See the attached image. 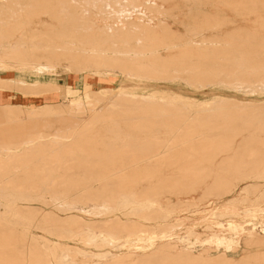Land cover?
I'll return each mask as SVG.
<instances>
[{"label": "rangeland", "instance_id": "rangeland-1", "mask_svg": "<svg viewBox=\"0 0 264 264\" xmlns=\"http://www.w3.org/2000/svg\"><path fill=\"white\" fill-rule=\"evenodd\" d=\"M245 30L247 31L246 33ZM242 31L246 35H243V33L241 34ZM249 32L251 34H259L260 36L264 35V0H0V65L6 66V69L4 67L5 70L0 68L2 69L0 70V89H7L19 93L15 97L7 96L5 98H0V112L4 111L11 114L8 115L9 117L4 114L0 117V131H10L11 129L12 131H16V129L26 131L20 136H12L9 138H4L1 134L6 133L0 132V149H2L0 154H4L5 156V153H7V157L10 156V158H12L16 153L15 156L17 155L18 158L16 156V161L12 162H16L15 164H20L18 163L21 157L18 155L20 151V153H22L20 154L22 155V159L30 155L26 159L28 161H36L35 167L31 161L24 164L29 165V167L32 165L34 170L33 168H31V170L35 173L37 171L35 170L37 163L41 164L45 160L46 162L44 163H50L47 166L42 163L41 165H45V167L43 166L44 168H42L40 165V168H38L42 170H39L42 173L45 171L44 175L36 173L32 176L33 173L30 168L23 164L27 169L29 168L27 171V169L21 165L26 159H21V166L18 165L19 168L17 167V169H21V173L18 170H11V173L9 172L10 169H6L12 176L7 172H5L7 176H5L6 174L4 173V178L2 177L3 175L0 176L9 181L8 177H13L18 173L17 179L14 180L15 183L13 184V182H11L13 187L7 180H3L5 184H2L4 188H6L5 190L8 196H10L11 193H9L10 195L8 194V185H6V183L9 184L10 187H8V189H10V191L17 187L16 192L18 191V195L15 191H12L13 197L11 196L10 199L14 198L16 201L26 199L27 202V198L24 197H28L29 200V204L24 201L15 205L16 201H14V199V203H7L12 208L14 207V210L16 207V214L18 212L16 216L9 214L8 216L7 213L9 212L7 209L1 206L4 205V207H8L6 204L2 205V202L5 203L9 197H6L5 190H3L4 192L2 191L4 188H1L3 186L0 184V225L3 219L9 217L7 220L10 221L11 217V220L14 221L16 225L9 227V232L13 235L12 239L15 240L18 239V236L16 238L14 234L21 230L19 228L25 224L24 222L27 218V216L26 218L23 216L22 219L23 214L19 216L21 213L20 211L22 209V211H24V208H26L25 211H32L33 213L38 211V214L39 208L37 207H40V210H50L64 217L67 212L63 210L65 213H62V211H60L61 209L58 210L59 208H65L59 204H61V202L66 203L68 200L70 202L67 203H74L76 207L78 205L79 208L84 207L86 210H93V204L98 205L99 208L102 209L104 207L103 201L98 202L101 199L79 200V194L84 193V191L81 190L84 189L83 187L88 183L87 181L90 183L88 186H91V181L94 182L100 179L94 182V184L92 183L91 190L88 189L91 188L90 186L85 187L86 190H84L86 193L88 192L87 190H89V192L93 190L92 192L94 194L95 190L93 188L95 187L96 189V186H98L97 188L100 187V189H102L100 186L102 183H104V186L102 184L104 189L106 188L107 190L99 189V191H101L99 192L100 195L102 193L104 195H106V193L108 194V189L110 190V194L112 189H115L114 191L117 193L119 192L118 189H121L120 192H122L125 188H130L131 186L134 188L130 190L134 193H125L130 195H123L124 197L121 196L117 199L120 203L122 200H127V203L125 202L126 204L123 203L124 201L122 204L126 208L130 204L128 206V208H130L126 209L120 206L119 208H121V211L117 210V213L113 212V214L106 215L107 217H98L96 215H89L87 213L78 212V210H73L74 214H79L92 222H97L95 228L100 230H103L104 227L103 223L100 224V220L111 218L110 222L107 223L108 227L113 226L112 231L114 233L112 231L111 233L113 235L117 234L123 243L129 245V248L105 247L106 249L100 250L99 255L102 254L103 256L99 257V260L103 264H264V103H262L264 100V90L261 91L260 88H257V91L251 92L249 90V92H247L249 86L244 85L245 88L242 89L241 85V87H239L238 84H235L237 77L239 76L240 79L242 77H240L238 73H240L241 70L242 73H244L243 70H245V68H242L240 71H238V69L233 70L235 66L232 65L236 63L238 59L235 55L241 52L239 48L243 50V38L245 40L246 38L247 40H251V38L248 37V34H250ZM202 37L208 38L206 39L207 42H205ZM218 37H221L220 40H223L222 42L224 43V47H222L223 43H218V51L220 49L224 50L223 48H225L226 42L225 49L229 48L230 51L231 48L235 50L236 43L239 45L237 47L239 49L237 53L234 50L232 51L236 53L234 56V53L232 54V56L235 57L233 60L234 62L230 61L232 62L230 65L234 66L232 69H230L228 65L230 62L224 63L226 62L225 58L223 59L224 62L218 60V58L221 59L226 56V50H224V52H226L225 54L223 53V55L221 52L219 53V55L222 56L211 53L213 49L217 51L216 48H213L214 45H217V43L213 45V40L221 42ZM231 37H234L235 40ZM235 37L243 38L241 39L242 41L239 40L238 42ZM228 43H230L231 46H227ZM205 49H208V54L204 51ZM214 54L218 56L216 57ZM250 55L252 59L248 61L251 65H256L259 59L257 57H261L264 54L258 55V53H252ZM255 55L257 56L255 57ZM184 56L189 59L192 58L191 61H193V63H197V61L200 62L202 59V63L205 62L204 59L210 61L213 58V61L206 62V64L204 63L206 66L202 65L201 62L198 65L196 64L198 69L196 67L191 68V64L190 66L186 65L190 60L188 58H186L187 60L184 59ZM209 56H211V58ZM227 56H229V54H227ZM240 56H242V54ZM215 57L217 59H215ZM182 58L184 62H181ZM197 58L199 60H197ZM167 59L168 61H166ZM177 59L180 62L177 61ZM228 59L231 60V57H228ZM242 59L243 57L238 59V61ZM215 60L216 63L217 61L218 63L221 61L219 64L222 63L221 65H223V67L226 65L225 68H229L231 73H233L232 70L238 72L236 73L237 75L234 73L236 79L231 77L233 75L228 73V70L227 73H225L223 69L222 71V67L217 65V63L215 66L221 68L220 70L214 71L216 72L215 74H217V72L219 74L222 71L227 78H224L223 74L220 73L223 76L222 78L219 74L218 78L220 77V82L215 78L214 80L217 79V82H214V84H212L213 82L204 84L195 83L194 76H198L201 67L206 69L208 66H214L212 63H215ZM126 61L133 64L129 63L128 65L131 64L130 66L139 67V65H144L143 67H148L146 69L147 71L139 67L140 69L136 71L137 73L154 72V70L157 69L158 71H156L159 74L164 69V71H166H162L160 73L161 75L164 76V73L167 72L166 74H168L169 71L171 75L174 74L175 76L173 75V77L166 78L161 76V79L152 78V73L149 72L151 76L148 73L149 76L146 75L145 78L139 79L134 76L133 73L123 71L124 68H127ZM185 61H187L186 64ZM121 62L126 64H119ZM135 63H139V65ZM244 64L243 62V65ZM120 65L123 66L122 70L120 69ZM243 65L241 64V66ZM130 66H128V68ZM32 67L39 70L33 69ZM257 71L261 72V70ZM262 72L260 73L261 77H263L264 74V72ZM157 73H154V75H158ZM192 73L195 75L191 76ZM257 73L253 71L252 74H249L250 76L247 77H251L249 81L252 79V81H250L252 85L255 83H264V80H260L261 78H259ZM189 75L193 81L190 79ZM185 76H188L189 79L187 80L191 81L188 83L184 82ZM252 76L257 78H255V83ZM227 79L228 81L231 79L234 80L232 82H234L235 86L231 85L233 84L231 81L228 85L226 82ZM242 80H244V77ZM256 80H260L259 83ZM241 81L238 80V82ZM192 82L194 84H192ZM122 95L128 98L122 101L120 97ZM172 95H177V97H181L182 100L171 102L169 96ZM219 96L230 97L237 102H229L221 105L220 103L211 104L207 101V99L211 97L218 98ZM106 101L110 103L107 104V107L111 105L110 107L113 109L111 111H115L112 112L113 114L110 113V110H107L109 112L105 110L97 113V116L102 115L100 117L96 115L91 117L88 116L96 106L99 107L98 105H100L101 102ZM249 101L256 102L257 104H246ZM134 104L155 106L156 108L153 109V107L151 110H146L145 108L135 110L132 106ZM214 106H227L223 107L225 108V114L221 113L223 108H221L222 110L219 108V110H213L212 108ZM253 106H258L260 108H251ZM29 110L31 114H29ZM196 111L197 113H202L203 116L195 114L197 117H200L198 119L191 118L193 119L191 124L188 122L190 127L193 128L191 130L197 133L194 137L191 135L178 137L176 139H161L155 137L156 135L152 136V134H149V136L146 134L143 135L144 131L143 133L141 131H151L152 129L154 130V128L157 130L159 126L160 128L169 127L172 122L183 121L185 118L187 119L188 113L194 116L193 113ZM178 113L181 116L178 115ZM206 113H210L209 116L212 115L213 117H208L205 115ZM245 113L249 114L244 115ZM34 114H36V116ZM68 114L70 115L68 116ZM110 114L111 116L109 117ZM182 114L184 118H182ZM104 115L108 117L105 118ZM59 116H61L60 119ZM6 117L8 119H6ZM61 118L63 120L64 118L68 120L62 121ZM89 118H93L94 120L91 119L93 121L90 120L89 122ZM207 118L210 122L207 121ZM214 118L216 121H211ZM53 119L56 122H54ZM72 119H77L74 120V122L76 121L75 123L78 124H75ZM95 119L99 121H95ZM43 120H45V122ZM70 120L74 124L73 126L70 124ZM52 121L54 125H52ZM39 122L42 123L43 127ZM86 122L87 124H85ZM211 122H214V125ZM37 123H39V125ZM87 125L88 127H86ZM10 126L11 128L9 129ZM71 126H75L74 129L71 128ZM147 126L149 127L147 128ZM80 127L87 131L85 132L84 130L82 133L81 130H79ZM110 127L115 131L118 129L119 138L116 137L114 133H106L107 130H111ZM67 128L72 130L70 131ZM67 130L69 135L67 134ZM184 132H186V130H184ZM120 134L125 136H121ZM139 135H146L147 137L141 138ZM128 136H131V139ZM101 137H103V140L106 142L105 145V142H101L103 141ZM160 137L163 138V136ZM41 138L43 142L49 141L46 142V146H44L45 143L41 142ZM123 138L127 139V141ZM28 139H32V141L30 140L31 142L26 144L25 142ZM128 139L132 141L130 142ZM119 141H121L123 145L121 144V146H119L121 143ZM17 142L20 143L18 144L20 148L16 149L15 152L11 148L17 146L15 145ZM116 142L117 144L114 146ZM126 142H130V144L128 143V146H126ZM38 143L40 145L43 144L44 147L42 145L40 146ZM10 144H14V146L8 151ZM28 144H30L29 146L33 150L37 148L40 151V147L43 148L41 150L42 152H33L31 149V154H28V151H24L26 148L28 150ZM141 144L143 147L147 148L142 150L143 147ZM152 144L155 145L154 148H152L154 146H151ZM21 145H23V147ZM64 145H68V147H64ZM131 146L133 147L131 148ZM4 147H7L6 150L8 152H6ZM104 147L108 148L110 151L104 150ZM21 148L24 150L22 151ZM49 148L51 150H49ZM123 148L124 152L122 151ZM133 148L137 150H131ZM80 149L83 150L81 151ZM128 149L130 150L129 152ZM147 149H150V151ZM157 149H161L163 152L165 150L167 151L164 152L162 157L160 155L159 159L157 158L159 155L155 156L157 160H155L156 158H152L155 160L154 163L146 165L147 161H144L146 156L148 159L151 154L158 152ZM69 150L70 152H68ZM86 150L88 152H86ZM145 150L150 153L147 151L145 152ZM161 150L159 151L160 153H162ZM11 151L14 152L12 153L13 156L8 154ZM35 152L37 154H34ZM42 154L45 157L41 158L40 156H42ZM47 156L50 157L46 158ZM62 157H64V159H62ZM1 158L6 159L3 155ZM128 158L130 161L132 159V161L129 162L126 160ZM49 159H51V161ZM56 159H62L61 163H63V165L60 166L61 168H58L60 170L54 171L56 173H53V166L56 163ZM72 159L75 160V162L72 161ZM38 161L42 162L39 163ZM137 161H139V163L141 162V164H136L134 166L133 163ZM51 162H54V164H51ZM128 162L133 164V169H136V171L129 167L130 165ZM167 162H170V164ZM50 165H52V167H50ZM72 165H74L73 168ZM144 165L148 167L146 169L147 171ZM151 165L154 166L152 167ZM125 166L127 167L125 173H114L116 170L118 172L119 169H125ZM136 166H139L140 168H138L140 171H144L146 174L141 173V175L138 168H135ZM64 167L66 168L64 169ZM124 169L122 170L124 171ZM130 170H133L135 173L139 172L136 175L132 174ZM66 172L69 175L66 174ZM46 173H49V176ZM37 174H39V176ZM98 174L100 178L95 176ZM131 175L136 177L134 178ZM88 176L90 180H88ZM54 177L55 179H53ZM56 177L58 180L61 179L62 181L58 182ZM182 177L187 181L184 182L188 185L187 187L182 182L185 181L184 179L179 181ZM2 178L0 179L2 180ZM14 178L16 177H13V179ZM24 178L29 182H26ZM50 178H52V180ZM70 178L83 179L82 181L80 180V183H70ZM85 178L86 184L83 183ZM44 179L46 181H44ZM63 179L65 181H63ZM103 179H106L105 181L107 183L102 182ZM107 179L115 182L112 183ZM117 179H120V182L122 180L123 182L125 181L124 183L121 182L122 186L118 184L120 183L118 181L116 184ZM148 179L150 181H148ZM39 180H41V182ZM52 181L55 182L53 183ZM135 181H139L137 182L138 184ZM36 182H40L41 184ZM56 182L58 183L56 184ZM67 182L69 183L67 184ZM108 182H111L113 188L110 184L109 188L106 187ZM173 183L175 185L171 186ZM177 183H179L178 186ZM165 185H170V188L174 191H177L175 189L180 190L182 188L180 187L181 185L184 187V191L181 189L180 192L177 191L178 194H174L171 193L169 188ZM189 185L192 186L190 187ZM69 188H73V190H68ZM147 188H152L154 191L157 188L159 190V195L162 196L161 201H144L147 198L145 195L148 190ZM96 190L98 191V189ZM1 192L3 193V197ZM115 192L114 194H116ZM136 193H139V196L138 194L135 196ZM20 194L23 195V198L19 196ZM95 194L99 195L97 192ZM141 195H143V197H141ZM4 196L7 199H3L5 198ZM165 196H171L172 199L164 200L163 197ZM17 197H21V199ZM142 198L144 200H142ZM10 199L9 202L12 200ZM74 204L73 206H75ZM10 206L8 210H10ZM30 206H32V208ZM131 207L137 210L133 211L134 209ZM2 209L4 210L3 212ZM5 210L7 212H5ZM128 211L130 212L128 213ZM115 216H119L117 217L118 221L113 220L116 218ZM16 217L20 220H24V222L15 219ZM38 218L42 219L44 217L41 216V214L36 215V217L33 216L32 221L34 220V222L30 224L36 225V222H39ZM122 221L126 223L123 224ZM248 223L254 224L253 227L255 228L252 229L251 226L248 227L249 231H251L250 234L247 233V231H241L237 238V242H224L225 244L207 242L210 237H216L219 234H225L226 240L224 241H227L228 233L233 226L242 228L243 226H247ZM3 224L4 226H2ZM17 224L20 226L18 227ZM2 225L0 226L1 233L3 231L2 227H7L4 222ZM35 225L31 228L34 232L46 235L51 239H56L54 235L48 234L40 228L38 229ZM71 227L74 228L75 226ZM5 231L8 230L5 229ZM176 233L184 235L185 238L198 239L200 241L197 245L198 247L192 248L183 244L181 245L175 235ZM64 238L65 237L60 238V241L71 246H79V249L82 248L80 250L84 253H91L96 250L93 246L87 247V245H84L77 237ZM116 240L118 241L117 238L113 240L114 243ZM17 241H19V239ZM17 243L20 245V242ZM110 249L115 254L116 252H125L122 253L120 257L114 259L109 257L107 253H104V251ZM65 251V249L64 251L62 250L63 254H66L65 258L63 257L66 261L68 257ZM102 257H104V260ZM83 258L86 259L87 257L84 256ZM81 259V256H77V261L81 262ZM109 260H114L115 262H110ZM66 263L72 264L68 261Z\"/></svg>", "mask_w": 264, "mask_h": 264}, {"label": "bare ground", "instance_id": "bare-ground-1", "mask_svg": "<svg viewBox=\"0 0 264 264\" xmlns=\"http://www.w3.org/2000/svg\"><path fill=\"white\" fill-rule=\"evenodd\" d=\"M254 4V3H253ZM259 4V3H258ZM213 28H215L214 26H212ZM217 27V26H216ZM201 30V29H200ZM247 31L245 30V33H246ZM243 33V35H246V34H244V32L242 31L241 32V34ZM250 33V32H249ZM257 35V36H256ZM227 37H228V34H227ZM240 37V36H239ZM248 37L249 38H251V40L249 39V40H247V38H246V40L243 38V37H241V38H237V37H235L236 38V40H238V42H239V40L240 41H242L241 39L243 38V45H244V47H243V50H241L242 48H237L239 45H237V43H236V45H235V50L233 49V48H231V51H230V49L229 48H227V49H225L226 48V44H227V42L225 43V48H223L224 50H226L227 51V53H226V56H227V54H229V56H225V57H223V58H221V59H219L218 58V60H221V61H223V59L225 58V61L226 62H224V63H229L230 61H232V62H234L233 60H234V58L236 57H238V59H240L241 57H243V59L242 60H240V61H238V59H237V61H236V63H234V64H232V65H234V66H231L230 64L232 63V62H230L228 65H229V68L230 69H232V67H234L233 68V70L234 69H238V71H240L242 68H245V70H243V72L244 73H242V70L240 71V73H238V72H234L233 70H232V72L233 73H231L230 71L231 70H229V68H225L226 67V65L223 67V65H221V64H219L218 63V61H217V63H216V60H215V63H212L214 66H208L206 69H204V68H202L201 67V70H200V73L198 74V76L197 75H195L194 73H192V75L191 76H193V75H195L194 76V82L195 83H197V84H204V83H209V82H213L212 84H214V82H217V79L219 80L218 82H220V77L218 78V76H219V74L220 73H222V71L224 70L225 71V73H227L228 71V73H230V74H232L233 76H231V77H233V79H236V76H235V74L236 73H238V75H240V77H241V79L239 78V76L237 77V81L235 80V84H238V86L239 87H241L242 86V89L243 88H245V86H249V88H247V92H249V90L251 91V92H254L255 90L257 91L258 89L257 88H260V90L262 91V90H264V83H259V81L260 80H264V74H263V77H261L260 76V73L263 71L264 72V55L263 56H258L257 58H259L258 59V65L256 66V65H251V63L248 61V60H251L252 59V57H251V55L250 54H252V53H258V55H261V54H264V35L263 36H260L259 34H256V33H250V34H248ZM219 38V37H218ZM229 38H230V35H229ZM231 38H233L234 39V37H231ZM179 39V38H178ZM202 39L205 41V42H207V40L206 39H208V38H206V37H202ZM221 39V37L219 38V40ZM232 39V40H233ZM235 40V39H234ZM245 40V41H244ZM221 41V40H220ZM223 41V40H222ZM216 42L215 40H213V45L214 44H216L217 43V45H214L213 46V48H216L217 49V46L219 45L218 43H223V42ZM211 43V42H210ZM209 43V44H210ZM230 43H228V45L227 46H231V44L229 45ZM241 44H242V42H241ZM233 45V46H234ZM181 46V45H180ZM205 46H208V45H205ZM211 46V45H210ZM222 46V45H221ZM198 47H199V45H198ZM198 47H197V49H198ZM222 47H224V43H223V46ZM221 47V48H222ZM201 48V47H200ZM199 48V49H200ZM211 48V47H210ZM236 48H237V50H236ZM212 49V48H211ZM219 49V48H218ZM218 49H217V51L215 50V49H213V50H211V53H215V54H218L219 55V53L221 52L222 53V55H223V53L225 54V52H224V50H222V49H220L219 51H218ZM229 49V50H228ZM202 50H203V48H202ZM208 50V49H207ZM206 49L204 50L205 52H207V54L209 53V51H207ZM235 51L236 53H237V51L239 50V51H241L240 53L238 52L237 53V55H235L236 53L235 52H232V51ZM203 51V52H204ZM213 51V52H212ZM216 52H218V53H216ZM228 52H232V53H228ZM202 53V52H201ZM234 53V54H233ZM205 54V53H204ZM214 54V55H215ZM231 54V55H230ZM232 54H233V56L235 55V57H233L232 56ZM239 54V55H238ZM242 54V56H240ZM218 55H215L216 57L218 56ZM222 55H219V56H222ZM205 56V55H204ZM257 55H255V57H256ZM185 58L184 59H186V58H188V57H186V56H184ZM189 57H191V56H189ZM194 57V56H193ZM210 58H211V56H209ZM215 57V59H217ZM228 57L230 58L231 57V60L230 59H228ZM232 57H233V59H232ZM240 57V58H239ZM207 58V57H206ZM227 58V59H226ZM168 59H170V58H168ZM168 59L166 60V61H168ZM189 59V58H188ZM194 59H196V58H194ZM201 59V58H200ZM213 59V58H212ZM210 60L211 62L213 61V60ZM174 60V59H173ZM187 60V59H186ZM190 60V61H189ZM188 61L190 62H188V64H186V62L187 61H185V64L186 65H189L190 66V64H191V68L193 67H196L197 68V66H196V64L198 65V64H200V62L203 60H201L200 62L199 61H197V60H199L198 58H197V60H194V61H197V63H193V61H191L192 60V58H190ZM228 60V61H227ZM174 61H176V60H174ZM177 61H179L178 59H177ZM183 61V58H182V60H181V62ZM205 61V62H204ZM204 63L206 64V62H210V61H206L205 59H204ZM2 62H5V61H2ZM127 62V61H126ZM180 62V61H179ZM184 62V61H183ZM243 62L245 63L244 65H243ZM129 63H131V62H127V68L125 69H123V66H121L122 64L123 65H125L124 64V62H121V63H119V64H121L120 66L122 67H120V69L122 70L123 69V71H128V72H130V73H133L134 74V76H136L137 78H145V76L146 75H148L149 76V74L150 73H152V78L153 77H155V78H159V79H161L160 77L161 76H163V75H161L160 73L163 71V72H165L164 71V69L158 74L157 73V69H155L154 70V72L152 71V72H150V71H148V72H146V73H144L142 70H143V68H144V71H147L146 69L148 68V67H143V66H140L139 65V63H135L136 65L138 64L139 65V67H142V70H140V71H142L143 73H141V72H139V73H137L136 71H138V69H140L139 67H137V66H130V65H128ZM134 63V62H133ZM167 63V62H166ZM193 63V64H192ZM204 63H202L201 62V64L202 65H205ZM134 64V65H135ZM169 64V63H168ZM184 64V65H185ZM210 64V63H209ZM208 64V65H209ZM215 64H217V65H219V66H221V67H219V66H215ZM238 66H237V65ZM241 64L243 65V66H241ZM9 65V64H8ZM13 65V64H12ZM133 65V64H132ZM171 65V64H170ZM246 65H248V66H246ZM13 66H16V65H13ZM128 66H130L129 68H128ZM206 66V65H205ZM231 66V67H230ZM4 67H5V69H6V66L5 65H0V68H2V69H4ZM125 67V66H124ZM178 67V66H177ZM188 67V66H187ZM186 67V68H187ZM228 67V66H227ZM8 68V67H7ZM31 68V67H30ZM29 68V69H30ZM33 69H36V70H39V69H37V68H34V67H32ZM87 68V67H86ZM179 68V67H178ZM195 68V69H196ZM219 68V69H218ZM220 68H221V72L218 74V72H217V74H215L216 72H214V71H216V70H220ZM2 69H0V70H2ZM4 69V70H5ZM137 69V70H136ZM175 69V68H174ZM198 69V68H197ZM226 69V70H225ZM151 70V69H150ZM157 70V71H156ZM228 70V71H227ZM257 70H261V72L260 71H257ZM181 71H182V69H181ZM237 71V70H236ZM248 71V72H247ZM253 71H256V73L259 75V78H261L260 80H256L259 84H256L255 83V76H252V78L254 79L253 81H254V85H252V83L250 82V81H252V79L249 81V79L251 78H247V77H249L251 74H252V72ZM150 72V73H149ZM251 72V73H250ZM262 72V73H263ZM149 73V74H148ZM154 73H157L158 75H154ZM167 73V72H166ZM166 73H164L165 75L163 76V77H173V75H171V73H169V71H168V74H166ZM214 73V74H213ZM235 73V74H234ZM247 73V74H246ZM163 74V73H162ZM223 74V76H224V78L226 77L225 75H224V73H222ZM243 74H245V75H243ZM250 74V75H249ZM187 75H188V73H187ZM237 75V74H236ZM262 75V74H261ZM150 76H151V74H150ZM175 76V75H174ZM182 76V75H181ZM190 76V75H189ZM191 76H190V79H191ZM220 76L223 78V76L220 74ZM257 76V75H256ZM162 77V78H163ZM188 77V76H187ZM186 76H185V81L184 80H182V81H184V82H189V81H191V80H187V79H189V77L187 78ZM243 77H244V80H242L243 79ZM246 77V78H245ZM147 78V77H146ZM151 78V79H152ZM154 78V79H155ZM179 78V77H178ZM215 78H217L216 80H214ZM227 78V77H226ZM230 78V77H229ZM228 78V79H229ZM239 78V79H238ZM173 79H175V78H173ZM180 79H181V77H180ZM228 79L226 80V82H227V84L229 85L230 84V81L232 82V81H234V80H229L228 81ZM248 79V80H247ZM257 79V78H256ZM15 80H19V79H15ZM165 80V79H164ZM187 80V81H186ZM214 80V81H213ZM238 80H242L241 82H238ZM193 81V80H192ZM225 81V80H224ZM222 82V81H221ZM229 82V83H228ZM238 82V83H237ZM264 82V81H263ZM233 84H231V85H234V82H232ZM190 84V83H189ZM192 84H194L193 82H192ZM223 84V83H222ZM227 85V86H228ZM241 85V86H240ZM245 85V86H244ZM262 87H261V86ZM202 87H204L203 85H201ZM235 86V85H234ZM244 86V87H243ZM201 87V88H202ZM259 90V91H260ZM264 92V91H263ZM118 96V95H117ZM121 97V100L122 101H125L124 99H127L128 97L127 96H120ZM170 97V101L171 102H178V101H180V100H182L181 99V97L180 98H178L177 97V95H172V96H169ZM131 100H133V99H131ZM130 100V101H131ZM207 101H209L211 104H216V103H220L221 105L222 104H226V103H229V102H237L236 100H234V99H232V98H230V97H223V96H219L218 98H210V99H207ZM190 102H192V101H190ZM262 103H264V100L262 101ZM107 104H110L109 102H101V104L100 105H98L99 107H95V106H93V107H95V109L91 112V114L90 115H88L89 117H91V116H93V115H98L97 113H100L101 111H107V110H110V113H112V112H115V111H111V110H113L112 109V107H110V106H108L107 107ZM243 104H245V103H243ZM246 104H248V105H255V104H257L256 102H253V101H249L248 103H246ZM95 105V104H94ZM133 107H134V109L136 110V109H146V110H151L153 107V109H155L156 107L155 106H147V105H140V104H134V105H132ZM223 107H227V106H214L212 109L213 110H219V109H221V108H223ZM90 108V107H89ZM131 108V107H130ZM129 108V109H130ZM219 108V109H218ZM251 108H254V109H258V108H260V107H258V106H253V107H251ZM131 109H133V108H131ZM30 110H31V108H30ZM30 110H29V114H31L30 113ZM35 110V109H34ZM48 110V109H47ZM92 110V109H91ZM222 110V109H221ZM226 110H228V109H226ZM128 111V110H127ZM224 111V112H223ZM223 111L221 112V113H224L225 114V108H223ZM32 112V111H31ZM89 112V111H88ZM107 112H109V111H107ZM130 112V111H129ZM189 112V111H188ZM193 112V111H192ZM33 113V112H32ZM35 113V112H34ZM47 113V112H46ZM45 113V114H46ZM54 113V112H53ZM125 113V112H124ZM3 114L4 115H6V116H8L10 113L9 112H0V117L1 116H3ZM29 114H28V116H29ZM105 114V113H104ZM113 114V113H112ZM185 114H186V112H185ZM184 114V115H185ZM194 114V116L193 115H189V113L187 114V119L185 118V120L183 119V121H176V122H172V124L169 126V127H161L160 128V126H159V128L156 130V128H154V130L152 129L151 131L150 130H148V131H145V130H141L142 131V133H143V131H144V133H143V135L144 134H146V135H148L149 136V134L151 135L152 134V136L154 135H156L155 137H158V138H161V139H176V138H178V137H182V136H191V135H193V137H194V135L195 134H197V133H195V131H193V130H191V129H193L192 127H190V125L188 124V122H190V124H191V122L193 121V119H198L201 115H202V113L200 114V113H197V111L196 112H194L193 113ZM195 114H199L200 116H198L197 117V115H195ZM223 114V115H224ZM249 113H245L244 115H248ZM11 115V114H10ZM33 115V114H32ZM35 116H36V114H34ZM38 115H41V114H38ZM37 115V116H38ZM58 115V114H57ZM56 115V116H57ZM61 115V114H60ZM70 114H68V116H69ZM71 115H73V114H71ZM178 115H180L179 113H178ZM205 115H207L208 117H211V116H209L210 115V113H206ZM218 115H220V114H218ZM12 116H14V115H12ZM62 116V115H61ZM61 116H59V119H60V117ZM100 116H102V115H100ZM100 116H97V117H100ZM107 116V115H106ZM111 116V114L109 115V117ZM125 116H127V115H125ZM181 116V115H180ZM203 116V115H202ZM9 117V116H8ZM16 117V116H15ZM50 117V116H49ZM64 117V116H63ZM104 117H105V115H104ZM103 117V118H104ZM108 117V116H107ZM107 117H105V118H107ZM213 117V116H212ZM5 118V117H4ZM45 118V117H44ZM67 118V117H66ZM66 118H64V120H68V119H66ZM74 118H75V116H74ZM102 118V117H101ZM182 118H184L183 117V114H182ZM191 118H193V119H191ZM6 119H8L7 117H6ZM11 119V118H10ZM13 119V118H12ZM49 118L47 117V120H48ZM58 119V118H57ZM62 119V118H61ZM91 119H93V118H91ZM90 118L88 119V121L90 122V120H91ZM191 119V120H190ZM46 120V119H45ZM45 120H43L44 122H45ZM46 120V121H47ZM52 120V119H51ZM63 119H62V121H64ZM73 120V119H72ZM74 120H77V119H74ZM74 120H73V122H74ZM94 120V119H93ZM93 120H91V121H93ZM99 120H100V118H99ZM99 120H96L95 119V121H99ZM127 120V119H126ZM190 120V121H189ZM209 119L207 118V121H208ZM213 120H215V118L214 119H212L211 121H213ZM49 121V120H48ZM53 121H54V119H53ZM52 121V122H53ZM58 121V120H57ZM128 121V120H127ZM216 121V120H215ZM51 122V121H50ZM54 122H56V121H54ZM54 122L52 123V125H54ZM59 122V121H58ZM70 124H72V126L74 125L73 123H72V121L70 120ZM76 122V121H75ZM74 122V123H75ZM208 122H210V121H208ZM36 123V122H35ZM40 123V122H39ZM39 123H37L38 125H39ZM47 123H49V122H47ZM213 125H214V122H211ZM37 124H35V125H37ZM41 124V126H42V123H40ZM49 124H51V123H49ZM75 124H78V123H75ZM85 124H87V122L85 123ZM92 124V123H91ZM96 124V123H95ZM188 124V125H187ZM80 125V124H79ZM149 125H151V124H149ZM153 125V124H152ZM154 125H155V123H154ZM15 126V125H14ZM21 126V125H20ZM40 126V127H41ZM71 126V128H73L74 129V127H72ZM82 126H83V124H82ZM43 127V126H42ZM67 127V126H66ZM84 127V126H83ZM86 127H88V125L86 126ZM149 126H147V128H148ZM153 127V126H152ZM215 127V126H214ZM7 128V127H6ZM6 128H4V129H6ZM11 128V126L9 127V129ZM14 128V127H13ZM19 128V127H18ZM62 128H64V127H62ZM77 128H79V127H77ZM111 128V127H110ZM223 128H225V127H223ZM58 129H60V128H58ZM67 129H69L70 130V128H67ZM76 129V128H75ZM90 129V128H89ZM103 129H105V128H103ZM102 129V130H103ZM15 130V129H14ZM28 130V129H27ZM61 130V129H60ZM66 130V129H65ZM72 130V129H71ZM70 130V131H71ZM79 130H81V132L82 131H84L85 130V132L87 131L86 129H82L81 127H80V129ZM91 130V129H90ZM118 130V129H117ZM115 131V130H112V128H111V130H107L106 131V133L108 134V132H109V134H111V133H114L115 134V136L116 137H118L119 136V133H118V131ZM123 130V129H122ZM140 130V129H139ZM139 130H137V131H139ZM184 130H186V132H184ZM63 131H64V129H63ZM136 131V132H137ZM1 133H3V132H5L6 134H1V136H3L4 138H9V137H12V136H20V135H22L23 133H25L26 131H22V130H18V129H16V131H12V129L10 130V131H8V130H1L0 131ZM73 132V131H72ZM71 132V133H72ZM79 132V131H78ZM126 132V131H125ZM146 132H149V133H146ZM83 133V132H82ZM130 133H132V132H130ZM133 133H135V132H133ZM141 133V134H142ZM40 134V133H39ZM67 134H68V130H67ZM75 134V133H74ZM77 134V133H76ZM79 134V133H78ZM127 134H129V133H127ZM126 134V135H127ZM69 135V134H68ZM88 135V134H87ZM121 136L123 135V134H120ZM130 135H132V134H130ZM138 135V134H137ZM140 136L141 138L143 137V138H145V137H147V136ZM163 136V138L162 137H160V136ZM0 136V137H1ZM63 136V135H62ZM86 136V135H85ZM114 136V135H113ZM123 136H125V135H123ZM134 136V135H133ZM41 137V136H40ZM94 137V136H93ZM100 137V136H99ZM127 137V136H126ZM129 137V136H128ZM131 137V136H130ZM129 137V138H130ZM84 138V137H83ZM102 139L101 140H103V137H101ZM105 138V137H104ZM119 138V137H118ZM121 138V137H120ZM3 139V138H2ZM33 139H34V137H33ZM42 139V138H41ZM77 139V138H76ZM82 139V138H81ZM85 139V138H84ZM117 139V138H116ZM124 140H126L127 141V139H125V138H123ZM131 139V138H130ZM136 139H137V137H136ZM31 141H32V139H30ZM29 139L25 142L26 144L27 143H29V142H31ZM37 140V139H36ZM39 140V139H38ZM89 140V139H88ZM132 140H133V137H132ZM131 140V141H132ZM144 140H146V139H144ZM143 140V141H144ZM149 140V139H148ZM34 141H35V139H34ZM57 141V140H56ZM79 141V140H78ZM100 141V140H99ZM128 141H130L129 139H128ZM130 141V142H131ZM36 142V141H35ZM41 142L42 143H45V145L44 146H46L47 144H46V142H49V141H44L43 142V139L41 140ZM89 142V141H88ZM102 143L103 142H105L104 140L103 141H101ZM108 142V141H107ZM112 142V141H111ZM118 142V141H117ZM117 142L114 144V146L117 144ZM119 142H121V141H119ZM130 142H128L129 144H130ZM148 142V141H147ZM22 143H24V142H22ZM24 143V144H25ZM127 143V142H126ZM128 143L126 144V146H128ZM18 144H20V143H18L17 142V144L15 143V145H17V146H14V144L13 145H11L10 144V147L9 146H7V145H5V146H7V147H9V149H8V151H10V148L11 147H13L14 146V148H11V149H13V151H15L16 152V149H18V148H20V146H18ZM25 144V145H26ZM33 144V143H32ZM39 144V143H38ZM67 144V143H66ZM83 144V143H82ZM91 144H93V143H91ZM106 144V142L104 143V145ZM121 144H122V142L120 143V145L119 146H121ZM134 144H135V142H134ZM133 144V145H134ZM144 144V143H143ZM30 144H28V146L27 147H29L28 148V150H27V148L26 147H24V148H26V150H24V149H22V151L24 150V151H28L29 153L28 154H31L30 153V150L32 149V148H30V146H29ZM40 145V144H39ZM38 145V146H39ZM42 146H43V144H41ZM40 145V146H41ZM51 145V144H50ZM53 145V144H52ZM88 145V144H87ZM113 145V144H112ZM123 145V144H122ZM146 145V144H145ZM144 145V146H145ZM150 145V144H149ZM154 144H152L151 146H153ZM22 147H23V145H21ZM32 146V145H31ZM43 146V147H44ZM79 146V145H78ZM80 146H82V145H80ZM136 147L138 146V145H135ZM141 146H142V144H141ZM148 146V145H147ZM150 146V147H151ZM1 147V146H0ZM7 147H4V149L6 150L7 149ZM15 147H17V148H15ZM36 147V146H35ZM64 147H68V145L67 146H65L64 145ZM92 147V146H91ZM95 147V146H94ZM93 147V148H94ZM124 147V146H123ZM133 146H131V148H132ZM139 147V146H138ZM143 147V146H142ZM142 147H140V148H142ZM155 147V145L152 147V148H154ZM3 148V147H2ZM78 148V147H77ZM82 148V147H81ZM83 148H85V147H83ZM88 148V147H87ZM105 148V147H104ZM109 148H110V146H109ZM147 147H143L142 148V150L143 149H146ZM149 148V147H148ZM35 149V148H34ZM43 148H41L40 147V151L42 150ZM48 149V148H47ZM89 149V148H88ZM115 149V148H114ZM127 149V148H126ZM135 148H133V149H131V150H134ZM162 149V148H161ZM160 149V150H161ZM1 150L2 149H0V153H1ZM33 150V149H32ZM32 150H31V152H32ZM49 150H51L50 148H49ZM81 151L83 150V149H80ZM96 150V149H95ZM99 150H101V149H99ZM104 150H107V151H110V150H108V148H105ZM103 150V151H104ZM118 150V149H117ZM116 150V151H117ZM122 150V149H121ZM135 150H137V149H135ZM138 150H139V148H138ZM147 150H149L150 151V149H147ZM147 150H145V152L147 151ZM158 150V152L157 153H155V154H151L150 156H149V158L147 159V156H146V159L144 160L145 162H146V165H148V164H152V163H154L155 162V160H157V158L159 159L160 158V155H161V157H162V155H164V152H166L167 150H165L164 152H163V150H161L162 151V153H160L159 151V149H157ZM4 151V150H3ZM7 150H6V152H8ZM13 151H11L10 153H8L9 155L11 154L12 156H13V154L12 153H14ZM34 151H38V152H40L37 148H36V150H33V152ZM72 151V150H71ZM76 151V150H75ZM90 151V150H89ZM102 151V150H101ZM115 151V152H116ZM119 151H120V149H119ZM123 152H124V148H123V150H122ZM130 150L128 149V152H129ZM149 151H147L148 153H150ZM152 151V150H151ZM154 151V150H153ZM5 152V151H4ZM3 152V153H4ZM21 152V151H20ZM18 153V155L19 156H21L19 159L21 160L22 159V155H20V154H22V153ZM34 153V154H37V153ZM42 152V151H41ZM43 152H44V150H43ZM47 152H49V151H47ZM46 152V153H47ZM53 152V151H52ZM56 152V151H55ZM62 152V151H61ZM68 152H70V150L68 151ZM77 152V151H76ZM86 152H88L87 150H86ZM118 152V151H117ZM121 152V151H120ZM127 152V151H126ZM131 152H133V151H131ZM141 152V151H140ZM25 153V152H24ZM45 153V154H46ZM64 153V152H63ZM85 153V152H84ZM102 153H105V152H102ZM142 153H144V152H142ZM147 153V154H148ZM16 154V153H15ZM15 154H14V156L12 157L13 158V161H12V158H10V156H8L7 157V153H5V156H4V154H0V168H1V170L3 171V170H5V171H1V174H0V176L1 175H3L2 177L4 178L5 176H7V174L5 173V172H7L10 176H12L11 175V170H18L19 172L21 171V169H17V167H18V165H20L21 164V161L19 160V162L18 163H20V164H15V163H12V162H14V161H16V156H15ZM33 154V153H32ZM33 154V155H34ZM44 154V155H45ZM50 154H51V152H50ZM49 154V155H50ZM52 154H54V153H52ZM58 154V153H57ZM66 154V153H65ZM70 154V153H69ZM78 154V153H77ZM144 154H146V153H144ZM143 154V155H144ZM2 155H3V157H6V159H4V158H1L2 157ZM26 155H27V153H26ZM32 155V156H33ZM59 155V154H58ZM122 155V154H121ZM124 155V154H123ZM126 155H128V154H126ZM159 155V157H155V156H158ZM30 155H28L27 157H29ZM52 156V155H51ZM68 156V155H67ZM80 156V155H79ZM84 156V155H83ZM88 156V155H87ZM140 156V155H139ZM145 156V155H144ZM143 156V157H144ZM14 157H15V160H14ZM24 157H25V154H24ZM26 157V158H27ZM41 158L42 157H45V156H43V154H42V156H40ZM39 157V158H40ZM50 156H47L46 158H49ZM57 157V156H56ZM61 157V156H60ZM68 157H70V156H68ZM94 157V156H93ZM136 157V156H135ZM138 157V156H137ZM165 157V156H164ZM163 157V158H164ZM170 157H172V156H170ZM10 158V159H9ZM17 158H18V156H17ZM26 158H24V159H22V160H25ZM84 158H86V157H84ZM112 158V157H111ZM116 158V157H115ZM114 158V159H115ZM152 158H156L155 160H153ZM62 159H64V157H62ZM61 159V160H62ZM122 159V158H121ZM135 159V158H134ZM50 161H51V159H49ZM60 159H56L55 161H56V163L54 164V162H51V164H54V166H53V168H54V170L52 171L53 173H56V172H54V171H58V170H60V169H58L61 165H63V163H61L62 161H61ZM66 160V159H65ZM126 160H128L129 162H131L132 161V159H131V161L129 160V158L128 159H126ZM4 161H6V162H4ZM7 161H8V163H7ZM31 162H32V164H34V167H35V162L34 161H32V160H30ZM30 161H28L27 159H26V161H24V162H22V164L21 165H23L24 163H26V162H30ZM42 161H43V159H42ZM42 161H40V162H42ZM49 161V162H50ZM72 161H74L75 162V160H73L72 159ZM88 161V160H87ZM107 161V160H106ZM141 161V160H140ZM143 161V160H142ZM10 162V163H9ZM39 162V161H38ZM39 162V163H40ZM44 162H46V160L45 161H43L42 163H44ZM125 162V161H124ZM128 162V163H129ZM134 162V161H133ZM150 162V163H149ZM41 163V164H42ZM78 163V162H77ZM107 163V162H106ZM144 163V162H143ZM167 163H169L170 164V162H167ZM29 164V163H28ZM41 164H36L37 165V167L35 168V170H37L36 171V173H41V174H45V171L42 173V172H40V171H42L41 169H38V168H40V165ZM46 166L47 165H49L48 164V162H47V164L46 163H44ZM118 164H120V163H118ZM127 164V163H126ZM134 164V166L136 165V164H141V162L139 163V161H137V162H135V163H133ZM133 164H130L129 163V167H131L132 169L134 168L133 167ZM161 164V163H160ZM168 164V165H169ZM20 165V166H21ZM24 165H26V166H28L29 167V165H27V164H24ZM23 165V166H24ZM45 165H43L44 167H45ZM102 165V164H101ZM146 165H144V167H146L145 168V170L148 168ZM181 165V164H180ZM39 166V167H38ZM42 165H41V167L42 168H44ZM73 166L74 165H72V168H73ZM87 166V165H86ZM152 166V165H151ZM154 166V165H153ZM152 166V167H153ZM25 167V166H24ZM34 167H32V165L29 167L30 168V170H31V168H33V170H34ZM50 167H52V165H50ZM93 167H95V166H93ZM113 167H114V165H113ZM112 167V168H113ZM116 167V166H115ZM121 167V166H120ZM128 167V168H129ZM139 166H136L135 168H138ZM172 167H173V164H172ZM187 167H189V166H187ZM4 168V169H3ZM19 168V167H18ZM20 168H23V167H20ZM26 168V167H25ZM24 168V169H25ZM29 168L27 169V171L29 170ZM61 168V167H60ZM66 167H64V169H65ZM111 168V167H110ZM127 167L125 166V169L124 168H122V169H124V171L122 170V169H119L118 170V172H117V170L114 172L115 174L116 173H125V170H127L126 169ZM130 168V169H131ZM140 168V167H139ZM138 168V170L140 171V169ZM150 168V167H149ZM178 168V167H177ZM205 168V167H204ZM9 170L10 169V171L9 172H11V173H9L7 170ZM25 169V170H26ZM71 169V168H70ZM84 169V168H83ZM181 169V168H180ZM184 169V168H183ZM186 169V168H185ZM24 170V171H25ZM40 170V171H39ZM44 170V169H43ZM77 170V169H76ZM81 170V169H80ZM88 170V169H87ZM94 170V169H93ZM110 170H114V169H110ZM129 170V169H128ZM134 170V169H133ZM131 171L132 172V174H138V172H134V171H136V169L134 170V171ZM187 170V169H186ZM32 171V170H31ZM39 171V172H38ZM78 171H79V169H78ZM97 171H99V170H97ZM147 171V170H146ZM151 171V170H150ZM183 171H185V170H183ZM51 172V173H52ZM68 172V171H67ZM66 172V174H68ZM86 172V171H85ZM94 172V171H93ZM134 172V173H133ZM187 172V171H186ZM185 172V173H186ZM6 175H5V174ZM15 173V172H14ZM21 173V172H20ZM19 173V174H20ZM23 173V172H22ZM29 173H30V171H29ZM32 173H33V175L32 176H34L36 173L35 172H33L32 171ZM50 173V174H51ZM70 173V172H69ZM107 173V172H106ZM113 173V174H114ZM141 173H143V174H146V172L144 173V171L143 172H141L140 171V174ZM176 173V172H175ZM179 173V172H178ZM17 174L18 173H16L15 174V176H13V177H16V178H14L13 179V177H8L9 178V181L7 180V179H3L2 177H0V178H2V180L0 179V181H1V185L3 186V187H1V188H4V185L3 184H5L4 182H3V180L5 181V180H7L8 181V183H11V182H13V184L15 183L14 182V180L15 179H17ZM28 174V173H27ZM47 174V173H46ZM49 174V173H48ZM47 174V175H48ZM63 174H65V173H63ZM147 174H148V172H147ZM155 174V173H154ZM174 174V173H173ZM5 175V176H4ZM38 176H39V174H37ZM69 175V174H68ZM67 175V176H68ZM71 175V174H70ZM75 175V174H74ZM85 175V174H84ZM142 175V174H141ZM152 175V174H151ZM162 175V174H161ZM184 175V174H183ZM182 175V176H183ZM49 176V175H48ZM90 176V175H89ZM89 176H88V178H89ZM95 176H98V178H100L99 177V174L98 175H95ZM129 176V175H128ZM132 176V175H131ZM60 177V176H59ZM69 177V176H68ZM130 177V176H129ZM132 177H136V176H132ZM140 177V176H139ZM12 178V179H11ZM23 178V177H22ZM27 178V177H26ZM34 178V177H33ZM46 178V177H45ZM87 178V177H86ZM86 178L83 180V183H85L86 182ZM87 178V179H88ZM124 178V177H123ZM25 179V178H24ZM31 179V178H30ZM39 179V178H38ZM43 179V178H42ZM51 180H52V178H50ZM53 179H55V177L53 178ZM71 179V178H70ZM83 179V178H82ZM82 179H71V180H69V182L71 183H80V180L82 181ZM97 179V178H96ZM129 179V178H128ZM139 179V178H138ZM143 179V178H142ZM151 179H154V178H151ZM173 179H175V178H173ZM184 178L182 177V179H179V181L180 180H183ZM193 179H195V178H193ZM22 180V179H21ZM26 180V179H25ZM49 180V179H48ZM56 180H58L57 179V177H56ZM88 180H90V178L88 179ZM93 180V179H92ZM100 179H97V180H93L94 182H96V181H99ZM106 180V179H105ZM104 179H103V181L102 182H106ZM107 180H110V179H107ZM120 180V179H119ZM118 179L116 180V184H117V181L118 182H120ZM133 180V179H132ZM170 180V179H169ZM185 180V179H184ZM6 181V182H7ZM28 180H26V182H27ZM40 182H41V180H39ZM43 181V180H42ZM44 181H46L45 179H44ZM60 181H62L61 179L60 180H58V182H60ZM63 181H65L64 179H63ZM67 181V180H66ZM79 181V182H78ZM111 182H112V180H110ZM114 181V180H113ZM134 181V180H133ZM144 181V180H143ZM148 181H150L149 179H148ZM176 181V180H175ZM196 181V180H195ZM17 182V181H16ZM20 182V181H19ZM25 182V181H24ZM25 182V183H26ZM29 182V181H28ZM35 182V181H34ZM40 182H36V183H39V184H41ZM53 183L55 182V181H52ZM58 182H56V184L58 183ZM69 182H67V184L69 183ZM88 183L83 187L85 190H86V188L85 187H89L88 186V184H90L89 183V181H87ZM94 182H92L91 181V188H88L89 190H91L92 189V183L94 184ZM101 182V181H100ZM111 182H108V185L106 184V187H108L109 188V186L110 185H112L111 184ZM115 182V181H114ZM114 182H112V183H114ZM122 183H124L123 182V180L121 181ZM118 183V184H120L121 186H122V183ZM136 182V181H135ZM137 182H139V181H137ZM136 182V183H137ZM164 182V181H163ZM178 182V181H177ZM183 183L184 182H187L186 180L185 181H182ZM181 182V183H182ZM193 182V181H192ZM201 182V181H200ZM204 182V181H203ZM214 182V181H213ZM3 183V184H2ZM46 183V182H45ZM51 183V182H50ZM49 183V184H50ZM53 183H51V184H53ZM63 183V182H62ZM61 183V184H62ZM107 183V182H106ZM132 183V182H131ZM134 183V182H133ZM143 183V182H142ZM175 183V182H174ZM173 183V185H171V186H174L175 184ZM190 183V182H189ZM12 184V183H11ZM13 184H12V187H13ZM19 184V183H18ZM44 184V183H43ZM66 184V185H67ZM103 184V186H104V183H102ZM102 184H100V186H101V188L102 189H104V187L102 186ZM110 184V185H109ZM138 184V183H137ZM136 184V185H137ZM167 184V183H166ZM169 184H170V182H169ZM171 184H172V182H171ZM185 185H186V187L188 186L186 183H184ZM197 184V183H196ZM6 185H8L7 186V192H8V194L9 193H11V195L10 196H8L7 195V193H6V188H4V189H2V191L3 190H5V193H6V197L8 198L9 197V199H10V197L12 196L13 197V193H12V191H15L16 192V189H17V187H16V185H15V187H16V189H12L11 191H10V189H8V187H10L9 186V184H7L6 183ZM5 185V186H6ZM119 185V186H120ZM135 185V186H136ZM179 185V183H177V186ZM183 185V184H182ZM19 186V185H18ZM34 186V185H33ZM35 186H36V184H35ZM120 186V187H121ZM125 186V185H124ZM130 186H131V184H130ZM152 186H154V185H152ZM166 186V185H165ZM170 185H168V186H166V187H168L169 188V191L171 192V193H174V194H178V192H180L181 191V189H182V191H184V187L183 186H181L180 185V187H182L181 189L179 188V187H177V188H179L180 190H178V189H175V190H177V191H174V190H172L170 187H171ZM190 187L192 186V185H189ZM207 187H209L208 185H206ZM14 187V188H15ZM39 187V186H38ZM98 186H96V189H98V191L95 189V187L93 188L94 190H95V192H94V194H93V190L91 191V192H89V190H87L88 192L86 193V191L84 190V189H80L81 191H84V193L83 194H79L80 195V199L79 200H86V199H94V200H98V199H101V200H99L98 202H100V201H103L102 203H103V208L102 209H100L99 208V206L98 205H94L93 203V207H94V209L92 210V209H84V207L82 208H79V206L77 205V207H76V205L75 206H73V204L72 203H67V202H70V201H66V203L64 202H61V204H59V205H61V206H64L65 208H57L58 210H60V211H62V213H65V212H67V214H66V216H64V217H62L61 215H57L56 213H53L52 211H50V210H40V207H37V208H39L38 210H39V213L37 214V212L38 211H36V212H30V211H25L26 210V208H24V211H20L19 213V216L20 215H22V219H23V216H24V218H26V216H27V218L25 219L26 221H28V222H24V220H20V219H18L17 217L15 218V219H18V220H20V222H24L25 224V226L23 225L22 227H24V228H19V229H21L20 231H18V230H16V231H18V233L16 232V234H14V236L17 238V236H18V239H19V241H17L18 239H12V236L13 235H11L10 233L11 232H9L10 230H9V227H12V225H16V224H14V221H12L11 220V217H10V221L9 220H7L9 217H7V215L9 214V215H17L18 214V212H17V214H16V207H15V210L10 206V205H8V204H10V203H12L13 202V199L14 198H11L10 200V202H9V199H7L5 196V198H3V199H7L6 200V202L5 203H3L2 201V205L3 204H6V205H8V207L10 206V210L12 211V209H13V211L11 212L10 210H8V207H4V205L3 206H1L2 208H6L7 209V211L9 212V213H7V215H6V217H7V219H3L2 221L6 224L5 226H7L6 228L5 227H2V233L0 234V264H65L67 261L68 262H70V263H72V264H103L100 260H99V257H101V256H103L102 254H100L99 255V252H100V250H102V249H104L105 247L107 248V247H109V248H121V247H125V248H129V245H126L125 243H123L122 241H121V239L117 236V234L115 235H113L112 233H111V231H112V227L113 226H109L108 227V225H107V223H109L110 222V220H111V218L110 219H106V220H100V224L101 223H103V225H104V227H103V230H100V229H96L95 227L97 226V222H92V221H90L89 219H86V218H84L83 216H81V215H79V214H74V212H73V210H75V211H77L78 210V212H81V213H87V214H89V215H96V216H106V215H110V214H113V212H116L117 213V210L119 211H121V208H119L120 206L123 208L124 206H123V204H122V202L124 201V200H122V202L120 203V201L119 200H117L118 199V197H121V196H123V195H126V196H129V195H127V194H125V193H134L133 191H130V190H132L131 188H133V186H131L130 188H129V190H128V188H125L126 189V191H125V189L122 191V192H120L121 191V189L119 190L118 189V191L119 192H115L113 189V191L116 193V194H114V192L111 190V193L109 194V192H110V190L108 189V194L106 193V195H104L103 193L100 195V193L99 192H101V191H99V189H100V187L99 188H97ZM112 188H113V185L111 186ZM126 187V186H125ZM137 187V186H136ZM149 187H151V186H149ZM157 187V186H156ZM163 187V186H162ZM190 187H189V190H190ZM0 188V189H1ZM29 188V187H28ZM34 188V187H33ZM42 188V187H41ZM46 188V187H45ZM114 188H115V186H114ZM119 188V187H118ZM205 188V187H204ZM22 189V188H21ZM35 189H36V187H35ZM40 189V188H39ZM102 189H100V190H102ZM123 189V188H122ZM134 189V188H133ZM148 190L146 191V193H145V195H146V199L144 200L143 198H142V200H144V201H146V202H152V201H161V198H162V196L161 195H159V190L156 188V190L154 191L152 188H147ZM152 189V190H151ZM171 189V190H170ZM193 189V188H192ZM206 189V188H205ZM23 190V189H22ZM68 190H73V188H69ZM75 190V189H74ZM104 190H107L106 188L104 189ZM104 190H103V192H104ZM141 190H143V189H141ZM144 190H146V189H144ZM160 190H161V188H160ZM168 190V189H167ZM185 190H186V188H185ZM212 190H213V188H212ZM20 191V190H19ZM28 191V190H27ZM79 191V190H78ZM80 191V192H81ZM4 192V191H3ZM15 192H14V194H15ZM18 192V191H17ZM16 192V194L18 195V193ZM23 192V191H22ZM34 192V191H33ZM97 192V194H99V195H96L95 193ZM106 192V191H105ZM112 192H113V194H112ZM143 192V191H142ZM2 193V192H1ZM20 193V192H19ZM23 194H24V192H23ZM85 194H87V195H85ZM137 194H138V196H139V193H136V195L135 196H137ZM17 195H14V196H17ZM70 195V194H69ZM76 195V194H75ZM19 196H22V198H23V195L22 194H20ZM28 196V195H27ZM48 196V195H47ZM1 197V196H0ZM2 197H3V193H2ZM35 197H37V196H35ZM66 197V196H65ZM76 197H77V195H76ZM124 197V196H123ZM141 197H143V195H141ZM140 197V198H141ZM145 197V196H144ZM18 199L20 198L21 199V197H17ZM24 198H27V202H28V204H29V200H28V197H24ZM30 198V197H29ZM55 198V197H54ZM58 198V197H57ZM56 198V199H57ZM75 198V197H74ZM139 198V199H140ZM164 198V200H168V199H172L171 198V196H165V197H163ZM40 199V198H39ZM67 199V198H66ZM65 199V200H66ZM122 199V198H121ZM127 199H128V197H127ZM33 200H34V198H33ZM32 200V201H33ZM72 200H74V199H72ZM129 200H130V197H129ZM129 200H128V202H129ZM132 200H133V198H132ZM132 200H131V203H132ZM8 201V202H7ZM14 201H16V199H14ZM17 201H19V202H17ZM16 202H15V205L17 204V203H22V202H26V199L25 200H17ZM90 201V200H89ZM114 201H115V205H114ZM127 200H125L123 203H125ZM26 202V203H27ZM72 202H74V201H72ZM97 202V201H96ZM8 203V204H7ZM14 203V202H13ZM30 203H31V201H30ZM48 203V202H47ZM46 203V204H47ZM77 203V202H76ZM127 203V202H126ZM125 203V204H126ZM1 204V203H0ZM32 204V203H31ZM44 204V203H43ZM52 204V203H51ZM89 204V203H88ZM98 204V203H97ZM113 204V205H112ZM122 204V205H121ZM143 204V203H142ZM12 205V204H11ZM45 205V204H44ZM53 205V204H52ZM91 205V204H90ZM130 205V204H129ZM128 205V206H129ZM14 206V205H13ZM27 206H29V205H27ZM92 206V205H91ZM128 206H127V208H128ZM19 207V206H18ZM22 207V206H21ZM24 207H26V206H24ZM31 208H32V206H30ZM34 208H36L35 206H33ZM12 208V209H11ZM20 208V207H19ZM36 208V209H37ZM124 208H126V207H124ZM126 208V209H127ZM130 208V207H129ZM128 208V209H129ZM131 208H133V207H131ZM43 209V208H42ZM134 210L133 211H136L137 209H135V208H133ZM140 209H142V208H140ZM28 210V209H27ZM63 210L65 211V212H63ZM123 210V209H122ZM143 210V209H142ZM1 211V210H0ZM4 210L2 209V212H3ZM6 210H5V212H7ZM19 211V210H18ZM23 212V213H22ZM127 212V211H126ZM130 211H128V213H129ZM4 214V213H3ZM39 214H41V216H43L44 218H38V220H39V222L37 223L36 222V225L35 224H33V225H31L33 222H34V220L32 221V219H33V216H35L36 217V215H39ZM4 215V216H5ZM8 215V216H9ZM115 215V214H114ZM117 215V214H116ZM1 216H2V213H1ZM31 217V218H30ZM107 217V216H106ZM112 217V216H111ZM116 218H114L113 220H117L118 221V218L117 217H119V216H115ZM1 219V218H0ZM36 219V218H35ZM104 219V218H103ZM119 220H120V218H119ZM32 221V222H31ZM3 222H1V225H2V223ZM112 222H114V221H112ZM123 222V221H122ZM121 222V223H122ZM17 223V222H16ZM31 223V224H30ZM117 223V222H116ZM115 223V224H116ZM120 223V222H119ZM126 223V222H125ZM124 222H123V224H125ZM252 223H254V222H252ZM249 224L248 223V225L247 226H243L242 228H239V227H237V226H233L231 229H230V231H229V233H228V240L227 241H224V240H226V237H225V234H219V235H217L216 237H210V239L207 241V242H214V243H216V242H218V243H221V244H225L224 242H230V241H235V242H237V238L239 237V234H240V232L241 231H247V233H249L250 234V232L251 231H249V229H248V227L249 226H251L252 227V229H254L255 227H253L254 226V224ZM20 224V223H19ZM96 224V225H95ZM118 224V223H117ZM0 225V226H1ZM18 225V224H17ZM22 225V224H21ZM35 225V227H38V229L40 228L42 231H44V232H47L48 234H52V235H54L55 237H56V239H51V238H49L48 236H46V235H43V234H38V233H36V232H34L31 228H32V226H34ZM98 225H99V223H98ZM120 225V224H119ZM2 226H4V224L2 225ZM20 225H18V227H19ZM71 226H75L74 228L73 227H71ZM102 226V225H101ZM100 227V226H99ZM108 227V228H107ZM115 227V226H114ZM1 228V227H0ZM4 228V229H3ZM16 229H18L17 227H15ZM5 229L6 230H8V231H5ZM251 229V228H250ZM12 230V229H11ZM110 230V231H109ZM115 230V229H114ZM1 231V230H0ZM5 231V232H4ZM4 232V233H3ZM113 232V231H112ZM111 233V234H110ZM114 233V232H113ZM116 233V232H115ZM185 233H186V231H185ZM51 235V236H52ZM176 236H177V239H178V241H179V243L182 245H186V246H190V247H192V248H197L198 246V243L200 242L198 239H190L189 237L188 238H185L184 237V235H179V234H175ZM53 236V237H54ZM63 237H65L64 239H68V237H77L84 245H87V247H89V246H93L94 248H96V250L95 251H92L91 253H84L82 250H80V249H82V248H80L79 249V246H71V245H69V244H66V243H63V242H61L60 241V238H63ZM67 237V238H66ZM21 238V239H20ZM115 238H117L118 239V241L116 240V244L114 243V241L113 240H115ZM23 239V240H22ZM204 241H205V239H204ZM17 242H20V245H18V243ZM117 242H118V244H117ZM105 248V249H106ZM64 249L66 250L65 252H67V257L68 258H66V261H65V255L66 254H63V252H62V250L64 251ZM68 250V251H67ZM86 250V249H85ZM84 250V251H85ZM125 252V251H124ZM124 252H116V254L113 252V251H111V249L110 250H108V251H104V253L106 254L107 253V255L109 256V257H112V258H116V257H120L121 255H122V253H124ZM77 256H81L82 257V259H81V262H79V261H77ZM87 257L86 259H84L83 257ZM64 257V258H63ZM104 257H102V259H103ZM111 259V258H110ZM104 260V259H103ZM110 261V260H109ZM108 261V262H109ZM112 261V260H111ZM110 261V262H111ZM114 261V260H113ZM112 261V262H113ZM115 262V261H114ZM67 264V263H66ZM113 264H115V263H113Z\"/></svg>", "mask_w": 264, "mask_h": 264}, {"label": "crops", "instance_id": "crops-1", "mask_svg": "<svg viewBox=\"0 0 264 264\" xmlns=\"http://www.w3.org/2000/svg\"><path fill=\"white\" fill-rule=\"evenodd\" d=\"M18 92L7 90V89H0V98H5L7 96H13L15 97L18 95Z\"/></svg>", "mask_w": 264, "mask_h": 264}]
</instances>
